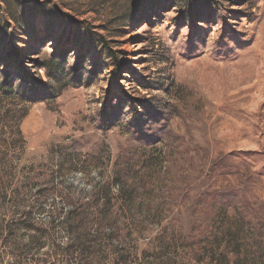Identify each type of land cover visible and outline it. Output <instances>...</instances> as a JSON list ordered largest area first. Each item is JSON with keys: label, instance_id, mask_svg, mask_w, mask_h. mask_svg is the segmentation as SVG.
<instances>
[{"label": "rangeland", "instance_id": "obj_1", "mask_svg": "<svg viewBox=\"0 0 264 264\" xmlns=\"http://www.w3.org/2000/svg\"><path fill=\"white\" fill-rule=\"evenodd\" d=\"M180 1L65 0L84 31L66 17L39 47L48 25L30 16L37 40L20 38L23 69L0 53V230L29 201L43 204L34 218L47 227L55 208L62 218L108 187L94 264H264V0H215L220 19L194 28ZM90 26L123 53L122 78L88 54ZM52 63L65 67L59 85L42 68ZM55 232L58 247L72 243ZM17 234L15 249L0 242V264L64 260L51 247L25 254Z\"/></svg>", "mask_w": 264, "mask_h": 264}, {"label": "trees", "instance_id": "obj_2", "mask_svg": "<svg viewBox=\"0 0 264 264\" xmlns=\"http://www.w3.org/2000/svg\"><path fill=\"white\" fill-rule=\"evenodd\" d=\"M65 0H0V53L1 56L7 57L10 61L9 71L17 68L23 69V59L21 58L19 44L22 43L21 37H26L29 40H37L38 28L32 22L28 21L30 16L35 18L43 17L46 19L48 27L43 25L40 30L47 33L43 38L37 40L39 47H46L49 42H52L56 38V28H62L65 22V18H69L70 30L75 31L79 28L84 31L81 21H78L71 17L70 14L63 12L65 8H69L65 3ZM185 5L182 10L181 22L190 23L191 28H194L197 23L204 22L211 18H218L217 15L218 5L215 0H181ZM101 2L100 4H105ZM54 6V7H52ZM136 14V13H135ZM66 18V19H67ZM93 27L90 26L87 30V39L90 42L98 43L96 47L92 46L88 49V54L97 55L101 57V63L112 67L113 73L116 77L122 78V75L128 73V64L123 60V53L116 51L112 44L106 40V38L99 33L95 32ZM225 40H231V30L228 29V25L223 21ZM39 30V31H40ZM12 32V33H11ZM62 39V38H61ZM89 42V41H88ZM192 42V41H191ZM70 43L74 46H81L83 44L80 41H75L73 37L70 39ZM194 43V42H193ZM100 44V45H99ZM248 44V43H247ZM247 46V45H245ZM47 52V51H46ZM193 50L190 54H192ZM38 53V50L36 51ZM61 59L65 60V54H61ZM45 71L48 81L57 83L58 85L64 82L65 67L62 64H51L42 67ZM26 77L31 86L38 87L40 85L45 90H48L40 81L33 77V74L26 73ZM39 82V83H38ZM34 91V89L32 90ZM46 92V91H45ZM133 122L135 124V130L138 133L142 130V115L134 109ZM102 127L106 130L110 129V125L106 121H102ZM136 133L137 135H139ZM3 142V146L5 141ZM8 145V143H7ZM107 193L106 197L102 199L97 197L92 203L79 204L71 211L65 213L61 218L62 210L55 208L52 211L50 223L47 227L42 226L39 221L35 220V213H43V204L40 201H29L24 206L27 210L21 217L13 220L0 230V242L5 246H9L12 249L19 245V236L17 231L23 233L26 236V243L21 250L25 254H32L42 251L46 248H53L56 251H62L63 259L60 264H94L97 258L96 248L97 243H100L99 237L101 235L102 228L105 225H111L110 212L114 208L113 200L110 198V189L104 187L102 190L98 189L96 192ZM100 192V193H101ZM98 193L96 196H101ZM14 198H19L20 190L17 189L13 193ZM39 199L44 198V194L40 191L36 194ZM101 199V200H100ZM104 200V201H102ZM20 206V203H18ZM17 206V207H18ZM103 213H106L103 215ZM101 218V219H100ZM100 222L97 226V230L91 233V223ZM57 225H61L63 229L71 235L72 243L68 244L64 248L58 247L55 243V229ZM119 257H117V261Z\"/></svg>", "mask_w": 264, "mask_h": 264}]
</instances>
